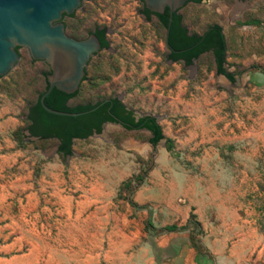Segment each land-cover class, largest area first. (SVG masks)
<instances>
[{"label": "rangeland", "instance_id": "374dc122", "mask_svg": "<svg viewBox=\"0 0 264 264\" xmlns=\"http://www.w3.org/2000/svg\"><path fill=\"white\" fill-rule=\"evenodd\" d=\"M83 9L79 30L114 34L70 105L121 98L159 118L165 139L107 125L63 157L56 140L30 137L48 68L22 50L0 79V264H264V0L179 12L191 33L222 26L235 83L211 54L170 63L142 0Z\"/></svg>", "mask_w": 264, "mask_h": 264}, {"label": "water", "instance_id": "95a60500", "mask_svg": "<svg viewBox=\"0 0 264 264\" xmlns=\"http://www.w3.org/2000/svg\"><path fill=\"white\" fill-rule=\"evenodd\" d=\"M146 8L158 15L169 9L168 41L174 15L192 0H143ZM83 0H0V78L6 77L21 60L17 48H26L33 61L46 62L52 71L48 89L40 97L45 111L62 117H78L84 113H69L49 108L45 99L54 89L75 94L86 75L90 59L100 51L97 37L76 41L66 35L63 16H71ZM173 52H181L175 51ZM99 107L91 110L95 111Z\"/></svg>", "mask_w": 264, "mask_h": 264}, {"label": "trees", "instance_id": "16d2710c", "mask_svg": "<svg viewBox=\"0 0 264 264\" xmlns=\"http://www.w3.org/2000/svg\"><path fill=\"white\" fill-rule=\"evenodd\" d=\"M203 0H192L190 3L202 4ZM178 11L174 15V20L170 30L168 45L172 51L171 58L176 63L185 62V66H192L205 54H211L215 65L216 72L226 77L231 83L236 82V75L228 72L225 65L227 63V42L222 26L214 24L209 26L203 33H191L183 24V17ZM147 16L152 13L145 10ZM169 9H166L165 15H159L163 27L166 29L169 23ZM105 31L100 33L104 35ZM104 47H108L104 43ZM181 51V52H173ZM48 89L46 85L43 92L40 93L38 100L33 103L28 111L27 130L31 137L39 138L40 140H56L58 145V153L63 157L71 156L73 153V145L75 140H86L93 134L102 132V125L105 122H114L111 114H116L123 119L133 124L131 129H145L151 134L149 142L156 147L162 140L165 139L162 127L157 123L155 116L141 119L138 123L134 122L132 117L133 111H125L126 105L121 103L117 97L103 99L96 103L79 104L72 106L70 100L79 95V92L68 95L57 89L45 99V104L54 110L69 112V113H84L87 114L78 117H62L48 113L40 104V97ZM109 100V101H106ZM99 107L93 112L91 110ZM172 142L168 140V150H171Z\"/></svg>", "mask_w": 264, "mask_h": 264}, {"label": "flooded vegetation", "instance_id": "af4514ba", "mask_svg": "<svg viewBox=\"0 0 264 264\" xmlns=\"http://www.w3.org/2000/svg\"><path fill=\"white\" fill-rule=\"evenodd\" d=\"M85 1H89V0H83V2H82V6L78 9V10H76L75 11V13L73 14V15H71V16H68V15H64L63 16V19H62V21H61V23H64V25H65V32H66V35L68 36V37H70V38H72V39H74V40H76V41H86V40H88L89 38H91L92 36H95V37H97L98 38V40H99V42H100V45H101V49H100V51L98 52V53H96L91 59H90V61L88 62V65H87V67H86V69H85V72H86V75L84 76V78H83V80L81 81V84H80V87H79V90L77 91V92H79L80 91V89H81V87H82V85L84 84V82H86L87 81V79H88V69H89V67L91 66V63H92V61L97 57V56H99V54H101L102 52H104V51H109L110 50V47H111V41H110V37L114 34V32L113 31H111L110 29H109V27H107V26H98V27H96V28H94V29H92V30H86V29H84V30H82V29H78L77 28V25L75 24V22H77V13L80 11V10H82V11H84V9H83V4H84V2ZM142 3H143V9H142V15L144 16V18H145V20H146V22L147 23H151L152 21H154V20H157V22L158 23H160L161 25H162V22H161V20H160V18L158 17L159 15L158 14H155V13H153V12H151L152 14L150 15V16H147L146 15V13H144L145 12V10H148L147 8H146V6H145V4H144V1L142 0ZM149 11V10H148ZM71 24V25H70ZM104 32L105 31V33H104V35L102 36V38H101V36H100V33L101 32ZM166 37H167V35H166ZM104 43H106L107 45H108V47H104L105 45H104ZM165 48L168 50V54H167V59H168V61L170 62V63H176L175 61H173V59L171 58V56H172V51L170 50V45H168V41L165 39ZM22 50H26V52L28 53V55H29V52H28V50L26 49V48H17V51L19 52V54H20V56H21V51ZM31 58V57H30ZM32 60V59H31ZM33 61V60H32ZM33 62H41L42 64H44L47 68H48V70L47 71H45V74H44V80H45V82H46V85L48 84V76H50L51 74H52V71H51V68H50V66L46 63V62H42V61H33ZM179 64H183V65H185V62L184 61H180V62H178ZM177 64V63H176ZM1 79V78H0ZM76 92V93H77ZM74 99V98H73ZM73 99H71L70 100V102L73 100ZM118 100L121 102V103H123V101H122V99L121 98H118ZM106 101H109V100H106ZM125 111H127V112H130L131 111V109H129L128 107H126V110ZM111 116H112V118L114 119V122H105L103 125H102V132H103V130L105 129V126H107V125H116V126H121V127H123L124 129H126V130H128V131H146L145 129H131V130H129V129H127V128H130V127H133V124L132 123H130L129 121H127V120H125V119H123L122 117H120V116H118V115H116V114H111ZM151 116H153V115H148V114H141V113H138V112H136V111H133V115H132V117H133V119H134V122L135 123H138L141 119H143V118H146V117H151ZM156 118V120H157V123L158 124H160L159 123V118H157V117H155ZM27 134L30 136V133L28 132V130H27ZM31 137V136H30ZM32 138H34V137H32ZM35 139H38V140H40L39 138H35Z\"/></svg>", "mask_w": 264, "mask_h": 264}]
</instances>
